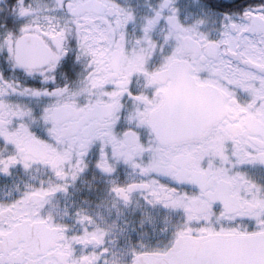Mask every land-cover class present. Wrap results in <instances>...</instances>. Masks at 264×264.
I'll return each instance as SVG.
<instances>
[{"label": "snow or ice", "instance_id": "snow-or-ice-1", "mask_svg": "<svg viewBox=\"0 0 264 264\" xmlns=\"http://www.w3.org/2000/svg\"><path fill=\"white\" fill-rule=\"evenodd\" d=\"M176 4L0 0V264H121L89 170L155 238L123 264H264V2Z\"/></svg>", "mask_w": 264, "mask_h": 264}, {"label": "flooded vegetation", "instance_id": "flooded-vegetation-1", "mask_svg": "<svg viewBox=\"0 0 264 264\" xmlns=\"http://www.w3.org/2000/svg\"><path fill=\"white\" fill-rule=\"evenodd\" d=\"M43 2H49L48 0H43ZM227 3H235L240 7L247 6L248 4H254L257 2H264V0H225ZM204 3V0H200L199 3L196 0H177L176 6L180 9L181 16H187L188 22L191 23L192 20L196 19L200 15V7ZM235 11L236 8L226 9V8H217V11ZM185 14V15H184ZM208 27H214V25L209 22ZM33 175L38 176L39 173L33 172ZM123 178V177H122ZM15 179L19 182L22 179H27L24 176L23 172H14L12 178H0V188H3L4 185L9 187H14L12 181ZM105 183L102 178L99 176L93 175V172L89 170L80 181L77 182L75 189L72 190V195L68 204L70 205L73 201L78 206H83L88 208L93 214L99 212L104 219V227L109 228L110 236L108 240H115V244L107 243V247L111 249L112 252L116 253L115 257L109 255L110 259H118L123 264L124 261L128 259L126 256L128 244V237H131L132 242L138 243L140 240H143L144 243H155V238L152 236L151 227L145 223L144 228H140V216L139 213L134 214L131 209L124 210L122 215L117 216L116 210L113 209L111 213L105 207H97L101 203V200L106 197ZM87 201V203H85ZM65 206V201L63 198L60 199V208L63 209ZM155 215V213H153ZM99 222V219H98ZM115 225V227H111ZM126 229L121 233L120 229ZM132 228H135L136 231L133 232ZM147 232L148 235L140 237L138 236L139 232Z\"/></svg>", "mask_w": 264, "mask_h": 264}, {"label": "rangeland", "instance_id": "rangeland-1", "mask_svg": "<svg viewBox=\"0 0 264 264\" xmlns=\"http://www.w3.org/2000/svg\"><path fill=\"white\" fill-rule=\"evenodd\" d=\"M50 2V0H48ZM149 2H155V0H149ZM185 15V14H184Z\"/></svg>", "mask_w": 264, "mask_h": 264}]
</instances>
